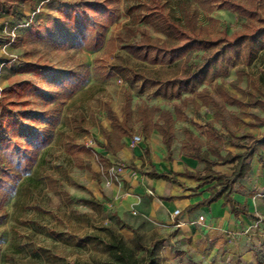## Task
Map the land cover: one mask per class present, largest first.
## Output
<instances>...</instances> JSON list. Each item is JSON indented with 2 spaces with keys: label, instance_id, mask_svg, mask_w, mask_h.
<instances>
[{
  "label": "rangeland",
  "instance_id": "374dc122",
  "mask_svg": "<svg viewBox=\"0 0 264 264\" xmlns=\"http://www.w3.org/2000/svg\"><path fill=\"white\" fill-rule=\"evenodd\" d=\"M82 1L33 0L28 13L0 5V98L6 107L11 106V100H19L8 89L22 80H31L39 88L27 90L22 101L15 103L20 110L30 102L23 119L32 128L29 137L10 130L12 141L0 147V264H107L108 251L89 236L108 237L110 228L119 230L120 223L113 208L88 190L83 167L88 166L89 155L82 153L76 158L70 147L75 151L91 147L83 139L90 134L89 126L102 120L107 104H124L126 92L132 95L133 106L143 101L160 108L173 104L155 95L152 88L138 92L111 68L112 63H129L143 70L149 66L119 42L118 34L131 22L124 0L116 2L118 17L98 47H93L92 39L96 30H86V39L72 44L68 39L77 31L62 27V22L59 28L51 24L62 19V8ZM164 1L178 19L183 18V6L196 5L192 0ZM241 1L260 7V0ZM210 2V10L198 7L197 18L212 34L250 30L259 23L222 0ZM41 25L48 29L35 32ZM201 54L196 51L191 61L200 62ZM37 64L47 67L36 74ZM241 64L254 88L258 75L264 73V49L251 63ZM108 72L111 75L107 76ZM72 91L75 93L70 96ZM3 116L0 103V119ZM146 229L142 238L150 244L155 235ZM120 232L133 243L131 231ZM157 234L163 249L166 237L163 232ZM163 257L165 264H174Z\"/></svg>",
  "mask_w": 264,
  "mask_h": 264
},
{
  "label": "crops",
  "instance_id": "0c3cea01",
  "mask_svg": "<svg viewBox=\"0 0 264 264\" xmlns=\"http://www.w3.org/2000/svg\"><path fill=\"white\" fill-rule=\"evenodd\" d=\"M32 1L14 0L13 8L28 13L32 10ZM239 70L243 72L240 79ZM248 74L243 70V64H239L231 67L223 78L200 87L207 86L220 101V112H223L220 117H216V109L211 104H203L197 99L200 104L195 105L191 92L172 99L170 107H162L176 118L175 104L188 98L187 104L182 106L184 116L174 124L170 150L157 128L148 124L145 131L138 121L135 131L123 138V147L116 152H107L104 149L107 140L100 130L101 125L112 130L107 111L99 123L88 128L90 134L87 135L94 139V145L84 151L70 147V153L76 158L82 153L89 155L88 166L83 167L86 185L96 198L103 199L113 208L120 223L119 230L131 231L133 235L128 227L133 226L143 234L148 227L155 235L154 239H158L157 233L163 232L166 240L160 254L174 264H264V123L255 118V115L264 117V107L252 105L246 109V114H242L239 105L224 102L214 88L216 81H224L230 91L239 97L244 95L247 100L249 92H256ZM242 83L245 85H240ZM257 95L263 96L261 92ZM123 105L117 102L110 106L122 117ZM132 107L135 109L136 106ZM158 115L159 112L155 120ZM187 130L202 140V150L217 145L225 155L243 152L248 146L256 148L249 158V172L237 180L231 193L237 206L247 213L235 214L224 197L203 203L218 185H215L216 180L206 181L190 174L204 175L209 162L190 153L192 143ZM134 133L142 135L140 142L133 143ZM98 153L102 154L104 164L99 161ZM210 158L216 161L212 166L215 175L233 173L235 163L219 161L214 154H210ZM177 208L180 213L174 215Z\"/></svg>",
  "mask_w": 264,
  "mask_h": 264
},
{
  "label": "trees",
  "instance_id": "16d2710c",
  "mask_svg": "<svg viewBox=\"0 0 264 264\" xmlns=\"http://www.w3.org/2000/svg\"><path fill=\"white\" fill-rule=\"evenodd\" d=\"M118 0H84L79 4L64 7L61 9L62 19L51 21L55 28L62 22V27L69 26V31H77L74 36L69 37V43L86 39V30H96L93 36L94 46L98 47L104 41L106 32L118 17ZM124 8L131 17V22L125 26V32L118 34L121 47L126 49L136 60L147 63L146 70L135 67L129 63H112L111 68L123 75L132 87L138 92L147 89H154V94L165 99L181 98L184 92H191V98L195 105L211 104L216 109V117H220L221 104L211 90L204 86L217 78H223L231 67L245 62L247 64L264 49V0H260V7L248 6L241 0H222L223 4L233 8L250 18L256 19L259 23L250 30H238L232 33L223 32L212 34L208 26L199 23L197 14L198 7L206 10L212 8L210 0H192L196 5L193 8L182 7L183 18H176L166 7L164 0H124ZM186 1V0H184ZM5 3L8 8H13L14 0H0V5ZM144 23L145 25H142ZM146 25H150L148 28ZM47 30V26L41 25L34 29L35 32ZM138 34L141 36L137 38ZM196 51H202L200 62H192L191 59ZM47 66L44 64L35 65V73L43 71ZM74 75L75 72H72ZM111 75L109 72L107 76ZM243 72L239 70V79ZM250 79V78H249ZM256 92H249L250 97L245 100L244 95L238 96L230 91L225 82H215V91L221 95L224 102L239 105L241 113L246 114V109L252 105L264 107V73H260L254 82ZM79 84H77V87ZM33 89L38 91V86L31 80H22L12 84L8 92L11 96L16 95L19 100H11L10 107L4 104V98H0L3 108V117L0 119V147H4L12 141L10 130L16 135L29 137L32 128L24 124V116L30 109V102L27 100L22 109L17 110V101L21 102L26 96V91ZM262 93V97L257 95ZM42 93V92H41ZM74 91L70 96L74 95ZM187 97L181 103L175 104L176 118L168 109H162L157 105H149L145 101L132 107V95L125 93L123 115L120 117L110 106L106 105L108 117L111 119L112 130L100 126V130L106 138L104 149L109 152H116L123 147V138L135 131L138 121H141L140 128L145 130L147 125L157 128L163 135L164 142L169 150L171 149L174 137V124L177 119L182 118V106L187 104ZM26 101V100H25ZM159 112L156 120V114ZM223 120L225 116H222ZM257 121L264 123V117L255 115ZM76 119V118H75ZM77 121V120H76ZM38 133V132H37ZM186 134L192 143L191 154L201 160L209 162L204 175L201 173H190L191 175L206 181L216 180L211 195L203 200V203H210L220 197L229 202L232 211L239 215L242 210L231 197L233 188L238 179L245 177L250 170L249 158L253 156L256 148L248 146L243 152L232 154L228 152L223 155L221 148L217 145H209L202 150L203 142L191 130ZM251 137H254L251 135ZM264 141V136L263 139ZM99 154V161L104 164L102 154ZM210 154L217 156L222 162L235 163L231 175L217 174L212 169L216 163L210 158ZM264 165V162H263ZM153 175L156 174L153 173ZM23 183V182H22ZM133 231L132 242L130 243L122 232L110 228V235L103 237L97 234L90 235V239L103 246L109 253L107 264H165L164 257L160 254L162 240L154 239L150 244H145L142 234L137 228L128 226ZM143 251L144 254H140ZM70 264H83L71 262Z\"/></svg>",
  "mask_w": 264,
  "mask_h": 264
},
{
  "label": "built area",
  "instance_id": "2783aa9c",
  "mask_svg": "<svg viewBox=\"0 0 264 264\" xmlns=\"http://www.w3.org/2000/svg\"><path fill=\"white\" fill-rule=\"evenodd\" d=\"M83 139H84L85 143H87L88 145H91V146H92V145L95 144L94 139H93L90 135H85V136L83 137ZM132 140H133V143H138V142H140V141L142 140V135L139 134V133H134V134L132 135ZM179 213H180V209L177 208V209L174 211V215H178ZM203 218H204V216L201 215V216H200V219L203 220Z\"/></svg>",
  "mask_w": 264,
  "mask_h": 264
}]
</instances>
